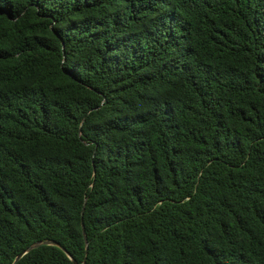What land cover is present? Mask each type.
<instances>
[{
	"label": "trees",
	"instance_id": "trees-1",
	"mask_svg": "<svg viewBox=\"0 0 264 264\" xmlns=\"http://www.w3.org/2000/svg\"><path fill=\"white\" fill-rule=\"evenodd\" d=\"M73 259L264 264V0H0V264Z\"/></svg>",
	"mask_w": 264,
	"mask_h": 264
},
{
	"label": "water",
	"instance_id": "water-1",
	"mask_svg": "<svg viewBox=\"0 0 264 264\" xmlns=\"http://www.w3.org/2000/svg\"><path fill=\"white\" fill-rule=\"evenodd\" d=\"M83 231H84V230H83ZM84 240H85V247H86V251H85V253L87 254V250H88V241H87V238H86L85 233H84ZM44 244H52V245H56V246H59V247L62 248V246H61L58 242H56V241H54V240H52V239L40 240V241H37V242L32 243V244L29 245L24 251H22L21 253H19V254L16 256V258H15V260H14L13 263H15L17 260H19V258H20L23 254H25L26 252H28V251H30V250H32V249H34V248H37V247L40 246V245H44ZM69 257L71 258V255H69ZM73 263H74V264H77V262H76L75 259H73ZM82 264H85V259H84V261H83Z\"/></svg>",
	"mask_w": 264,
	"mask_h": 264
}]
</instances>
